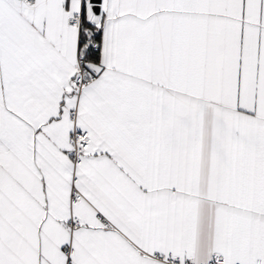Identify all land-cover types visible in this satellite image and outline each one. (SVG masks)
<instances>
[{
    "label": "snow or ice",
    "instance_id": "obj_1",
    "mask_svg": "<svg viewBox=\"0 0 264 264\" xmlns=\"http://www.w3.org/2000/svg\"><path fill=\"white\" fill-rule=\"evenodd\" d=\"M0 264H264V0H0Z\"/></svg>",
    "mask_w": 264,
    "mask_h": 264
}]
</instances>
